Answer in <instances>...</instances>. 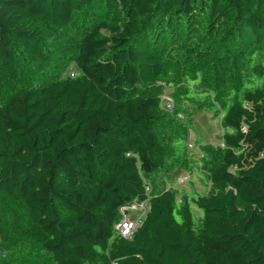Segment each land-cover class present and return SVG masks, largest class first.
Wrapping results in <instances>:
<instances>
[{"label":"trees","instance_id":"16d2710c","mask_svg":"<svg viewBox=\"0 0 264 264\" xmlns=\"http://www.w3.org/2000/svg\"><path fill=\"white\" fill-rule=\"evenodd\" d=\"M113 1L106 15L104 0H0V91L5 73L30 63L45 80L0 104L1 203L27 214L12 213L11 231L0 216L4 256L264 264V0ZM29 18L66 32L87 24L68 34L79 75ZM206 112L223 145L194 160L189 130ZM177 170L199 171L208 190L169 187ZM148 198L142 225L123 237L121 208Z\"/></svg>","mask_w":264,"mask_h":264},{"label":"rangeland","instance_id":"374dc122","mask_svg":"<svg viewBox=\"0 0 264 264\" xmlns=\"http://www.w3.org/2000/svg\"><path fill=\"white\" fill-rule=\"evenodd\" d=\"M106 1V4L101 5L100 11H105L104 13L110 14L109 6L114 5L113 0H104ZM85 3H88L90 5V0H84ZM98 11V10H96ZM33 25H39L46 35H50L51 37V43L48 45L55 53L54 56L56 59H59L64 56L67 53L66 62L68 65H73V58L72 54L75 49V39H68L70 37L68 34L75 33L77 35L81 34L83 30L85 29V22H83L81 19L78 21V26H75L74 28H71L69 32L57 30L54 28L50 21H47L43 18H29L28 19ZM89 25V24H88ZM50 33V34H48ZM66 41V44L64 46L63 42ZM65 50L69 51L66 52ZM60 51H63L61 53V56L59 57L57 53ZM71 65L67 68L69 69ZM66 69V70H67ZM40 70L36 71L33 69L32 64H26L22 65L21 70L16 75H8L5 73V81L4 86L0 91V104H2L8 96L14 92L17 91L20 88L29 87V86H37L42 85L45 83V80L43 79L42 73H39ZM212 73L209 72V78L211 79ZM215 81V80H213ZM217 87V86H215ZM161 94H167L172 95V89L165 87L164 91ZM223 134V128L221 125V122L219 119H215L213 113H199L196 116L193 117V127L189 130V138H188V149L189 154L192 159L197 160L202 157L201 153V147L207 146V145H223V141L221 139ZM173 179H177V182L173 183L170 182V185H175L176 188H178L180 191H187V192H193L194 190L199 193H205L207 188V182L204 179L203 175L197 171V172H189L186 170H177L172 175ZM172 180V179H171ZM6 198L4 195L0 196V216L4 218L3 227L7 231H11L12 225V213H17L19 215H23L27 217V214L23 208H21L18 205H14L10 202L9 205L6 207L1 201H4ZM10 209H7V208ZM11 210V212H10ZM139 214L137 211L130 210L129 216L131 219L136 218L137 216L134 215ZM195 215H200V211L198 209H194ZM24 221L27 220V218L23 219ZM4 250L0 249V264H32L28 260H20L16 255H11V257L8 259L4 256Z\"/></svg>","mask_w":264,"mask_h":264},{"label":"built area","instance_id":"2783aa9c","mask_svg":"<svg viewBox=\"0 0 264 264\" xmlns=\"http://www.w3.org/2000/svg\"><path fill=\"white\" fill-rule=\"evenodd\" d=\"M68 73L70 76L74 77L79 75V71L75 66L70 67V69L65 72ZM163 107L167 111H173L175 107V102L171 95L163 94L162 96ZM179 118H183V115L180 114ZM148 195L151 194V190L147 187ZM149 199L146 200H135L130 205L124 206L121 208V219L116 223L115 229L125 238L133 237L134 233L137 229L142 225L149 209H150V202ZM137 211L139 214H135L136 218L131 219L129 216V211Z\"/></svg>","mask_w":264,"mask_h":264}]
</instances>
